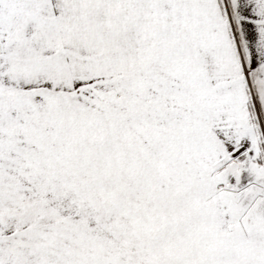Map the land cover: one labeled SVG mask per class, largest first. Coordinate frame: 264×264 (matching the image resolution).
Returning a JSON list of instances; mask_svg holds the SVG:
<instances>
[{"label": "snow or ice", "instance_id": "obj_1", "mask_svg": "<svg viewBox=\"0 0 264 264\" xmlns=\"http://www.w3.org/2000/svg\"><path fill=\"white\" fill-rule=\"evenodd\" d=\"M0 264H264V0H0Z\"/></svg>", "mask_w": 264, "mask_h": 264}]
</instances>
